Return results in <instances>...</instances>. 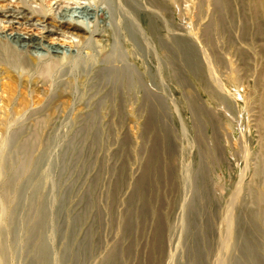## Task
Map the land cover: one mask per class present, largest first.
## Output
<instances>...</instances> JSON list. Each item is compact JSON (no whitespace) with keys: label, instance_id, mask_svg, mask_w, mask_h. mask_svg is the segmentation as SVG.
Returning <instances> with one entry per match:
<instances>
[{"label":"rangeland","instance_id":"obj_1","mask_svg":"<svg viewBox=\"0 0 264 264\" xmlns=\"http://www.w3.org/2000/svg\"><path fill=\"white\" fill-rule=\"evenodd\" d=\"M54 2L52 11L92 12L104 36L89 45L117 51L125 76L96 79L88 57L102 58L100 47L63 41L52 80L69 81L72 99L38 133V115L0 130V235L15 243L13 264H39L41 241L47 264H106L110 250L114 264H236L250 235L264 264V223L247 218L252 172L264 166V2ZM109 89L94 105L101 113L72 114ZM30 142V163L4 197L19 166L13 146Z\"/></svg>","mask_w":264,"mask_h":264},{"label":"bare ground","instance_id":"obj_2","mask_svg":"<svg viewBox=\"0 0 264 264\" xmlns=\"http://www.w3.org/2000/svg\"><path fill=\"white\" fill-rule=\"evenodd\" d=\"M58 1L60 0L54 2L57 6L59 5ZM252 1L257 5H262L264 2V0ZM46 2L50 4V0H0V130H15V132H19L23 130V127L18 125L19 119L27 115H38V120L31 127L32 133H38L46 126L49 118L57 114L59 110H64V105L69 99H72L74 91H71L69 81H65V83L55 87L56 81L52 80L63 69L60 67L64 64L62 61L66 57H64V53L62 54L59 51L63 41L69 42L71 46H76V49L80 51H83L81 50L83 48L92 50L95 46L100 47L97 51L98 56L103 55L102 58L99 56L100 60L94 58L95 54L88 57L90 69L94 66L92 73L96 79L102 80L106 84L111 82L114 85L115 82L121 81L125 76L124 70L126 67L122 58L116 53L117 51L108 52L107 54L104 46L99 44L104 35L101 34L102 31L99 30L97 22L92 19L94 18L92 12L69 15L62 13L63 11L65 12L67 7L56 12V10L52 11V6H46ZM85 7L87 8L88 6H81V8ZM90 9H95V7ZM73 13H75V10ZM49 19L52 24H50ZM21 29L25 30V32H20L19 30ZM27 30L35 31L39 35L35 36L34 34L33 36ZM7 31L10 32L7 33ZM93 37H97L95 41L99 42L95 46H90L89 44L92 42L90 40ZM49 39H53L55 42L60 40L61 43L53 44L52 41L49 42ZM66 60L67 63L70 62L69 59ZM77 61L78 59L71 62L72 66L69 71L74 70ZM60 78L58 79L60 80ZM52 85H54V88H51ZM111 93L113 94L114 92L109 89L102 96L100 95L99 99L92 101L93 106L86 108L87 105H83L84 107L76 108L72 114L92 117L94 114L101 113V108H97L94 105L98 102H105ZM148 114L149 116L155 114V108L152 104L148 108ZM262 125L264 126V118ZM30 143L29 145L14 144L13 146V151L16 152L15 155L19 159V166L17 165L18 168L11 171L13 176L10 181L3 183L4 197L12 189L13 182L21 177L30 163L33 151L32 142ZM6 166L3 169L8 168ZM250 185L251 204L247 207V218L251 228H254L259 222L264 223V166L262 164L253 170ZM237 222L238 218L235 213L233 223L237 224ZM39 226L38 224L34 230L37 235ZM23 233L22 229L17 234L20 237L21 235L23 236ZM235 235H232L228 248L234 244ZM247 238L248 241L247 239L245 240L243 249L239 254L240 259L236 264H256L255 254L250 245L252 235ZM23 243H20L19 246H23ZM14 244V242H11L9 233L4 231L0 235V264H13ZM45 248L41 241L37 248L39 252L37 261L39 264L48 263L49 253ZM116 258L115 252L110 250L104 257V263L114 264Z\"/></svg>","mask_w":264,"mask_h":264}]
</instances>
